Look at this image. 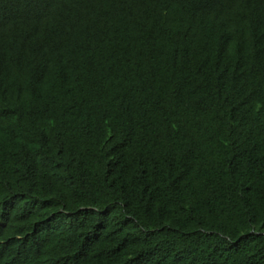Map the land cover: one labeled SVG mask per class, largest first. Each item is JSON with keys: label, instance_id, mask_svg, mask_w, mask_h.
Segmentation results:
<instances>
[{"label": "trees", "instance_id": "1", "mask_svg": "<svg viewBox=\"0 0 264 264\" xmlns=\"http://www.w3.org/2000/svg\"><path fill=\"white\" fill-rule=\"evenodd\" d=\"M0 264H264V0H0Z\"/></svg>", "mask_w": 264, "mask_h": 264}]
</instances>
